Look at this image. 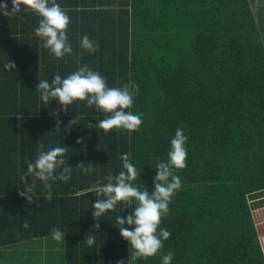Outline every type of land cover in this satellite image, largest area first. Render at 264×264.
Instances as JSON below:
<instances>
[{
    "label": "trees",
    "instance_id": "obj_1",
    "mask_svg": "<svg viewBox=\"0 0 264 264\" xmlns=\"http://www.w3.org/2000/svg\"><path fill=\"white\" fill-rule=\"evenodd\" d=\"M56 2L71 18L72 54L60 60L35 35V13L0 15V248L49 237L59 227L68 243L66 264H127L129 243L116 217L131 209L118 204L95 221L91 205L102 197L94 186L118 175L120 156L128 152L141 172L132 183L151 193L155 166L167 160L170 141L183 127L189 139L186 167L177 171L182 187L159 226L171 236L160 252L136 264H162L169 252L171 264H264V44L250 0ZM0 3L11 10V0ZM85 34L99 44L94 54L80 47ZM7 61L15 69L6 70ZM83 64L108 87L136 82L130 111L143 114L139 131L129 137L88 128L105 114L86 101L66 112L55 100L42 102L35 90L40 80L66 77ZM75 117L78 124L67 128ZM39 144L45 151L67 147L66 164L73 169L70 180L52 183L51 201L37 180L29 203L18 192ZM81 162L95 171L82 173L76 167ZM89 234L95 237L91 247L84 243Z\"/></svg>",
    "mask_w": 264,
    "mask_h": 264
},
{
    "label": "clouds",
    "instance_id": "obj_2",
    "mask_svg": "<svg viewBox=\"0 0 264 264\" xmlns=\"http://www.w3.org/2000/svg\"><path fill=\"white\" fill-rule=\"evenodd\" d=\"M20 12L35 13L39 17L35 35L41 39L42 47L48 49L57 60L72 54L67 36L71 18L56 0H11L10 11L7 3H0V15L12 16ZM80 47L89 54L99 50L98 42L86 34L81 38ZM15 67L12 61H7L4 65L8 71ZM35 90L39 92L44 104L55 100L60 105V112H66L75 101H86L87 107L95 106L97 112L105 114V118L95 124L89 122L87 127L102 129L105 134L116 129L122 134L126 132L130 137L133 132L139 131L143 123L142 113L133 114L130 111L134 97L139 94L136 82L130 80L121 87H108L106 79L98 71L91 70L87 64L81 65L78 70L66 77L62 78L61 75L55 74L51 82L48 79L40 80ZM60 123L57 120L56 131L60 129ZM77 124L75 117L69 121L67 128L70 129ZM188 139L185 129L177 127L170 141L167 160H160L155 166L156 174L151 193L142 184L132 183L140 177L141 172L131 162V154L128 152L120 156L123 170L118 175L106 177L109 183L100 187L94 186L95 195L102 197L91 205L95 221H99L108 211L115 210L118 204L131 209L127 216L116 217L120 236L129 243L127 264H136L139 259L155 256L163 248V241L171 236L167 228L159 226L162 217L168 214L172 197L182 187L177 171L186 167ZM82 141L83 138H78L76 143L80 144ZM44 149V144L38 145L36 159L27 161V172L21 177L25 186L18 195L29 203L35 202L33 197L37 180L43 184L44 198L51 201L52 183L67 182L71 179L73 168L66 164L67 147L57 146L47 151ZM76 167L84 174L95 171L91 163L81 162ZM28 176L33 178L31 183L27 182ZM124 225L129 227L126 228ZM21 227L28 229L30 225L24 221ZM93 227L99 229L100 225L97 222ZM64 235L59 227L52 229V239L57 243H64ZM84 243L89 247L93 246L95 237L92 234L87 235ZM173 257L172 252L163 255L162 264H171ZM116 264H125V261L119 260Z\"/></svg>",
    "mask_w": 264,
    "mask_h": 264
},
{
    "label": "crops",
    "instance_id": "obj_3",
    "mask_svg": "<svg viewBox=\"0 0 264 264\" xmlns=\"http://www.w3.org/2000/svg\"><path fill=\"white\" fill-rule=\"evenodd\" d=\"M66 244L52 236L20 240L0 248V264H66Z\"/></svg>",
    "mask_w": 264,
    "mask_h": 264
},
{
    "label": "rangeland",
    "instance_id": "obj_4",
    "mask_svg": "<svg viewBox=\"0 0 264 264\" xmlns=\"http://www.w3.org/2000/svg\"><path fill=\"white\" fill-rule=\"evenodd\" d=\"M250 4L254 18L258 23L259 32L264 44V0H250ZM247 198H249V195ZM262 248L264 250L263 246Z\"/></svg>",
    "mask_w": 264,
    "mask_h": 264
}]
</instances>
